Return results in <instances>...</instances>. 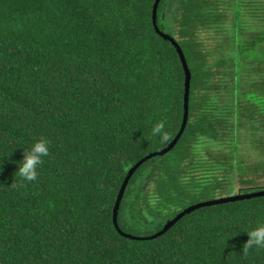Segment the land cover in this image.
Here are the masks:
<instances>
[{
    "label": "trees",
    "instance_id": "16d2710c",
    "mask_svg": "<svg viewBox=\"0 0 264 264\" xmlns=\"http://www.w3.org/2000/svg\"><path fill=\"white\" fill-rule=\"evenodd\" d=\"M156 1L0 0V264H264L242 255L264 195L163 232L264 190V0L160 1L189 119L133 173L116 226L130 170L185 118ZM41 138L37 180L15 178Z\"/></svg>",
    "mask_w": 264,
    "mask_h": 264
},
{
    "label": "clouds",
    "instance_id": "9594fccd",
    "mask_svg": "<svg viewBox=\"0 0 264 264\" xmlns=\"http://www.w3.org/2000/svg\"><path fill=\"white\" fill-rule=\"evenodd\" d=\"M151 134L153 136H160L162 140L168 139L167 134L164 132L163 122L155 124L152 127ZM11 154L5 157H10ZM49 154L50 141L45 138L36 140L27 149L24 147L23 159L15 161L18 167L14 173V177L19 176L23 181L27 182L36 181L39 169L44 163V158L49 156ZM5 157L0 161V171H3L2 165ZM15 183L16 179L11 186L15 185ZM245 232H247L249 239L243 244L242 255L247 257L253 248L264 249V223H258L255 227L245 230Z\"/></svg>",
    "mask_w": 264,
    "mask_h": 264
},
{
    "label": "water",
    "instance_id": "95a60500",
    "mask_svg": "<svg viewBox=\"0 0 264 264\" xmlns=\"http://www.w3.org/2000/svg\"><path fill=\"white\" fill-rule=\"evenodd\" d=\"M160 1L161 0H157L156 3H155V7H154V23H155L156 29L164 37L169 38L175 44V46L178 48L179 54H180V56L182 58V61H183V64H184V67H185V70H186V74H187L186 95H185V118H184V123H183V126L181 128L180 133L178 134L176 139L167 148H165L164 150H161V151H158V152H155V153H152V154L148 155L146 158L142 159L137 165H135L130 170L129 175L127 176V178H126V180L124 182V185L122 187V190H121V192L119 194V198L117 200V204H116V207H115L114 219H115L116 226L118 228H119V225H118V212H119V208H120V204H121L122 198L124 196L125 190L127 188V185H128V182H129L131 176L136 171V169L144 161H146L147 159L152 158L153 156H157V155H164L165 153L171 151L175 147V145L178 143V141L180 140L181 136L183 135V133H184V131L186 129L187 123H188V119H189V100H190L192 73H191V70H190V67L188 65V61H187L186 55H185L182 47L179 45V43L176 41L175 38L171 37L169 34H166V33L162 32L160 30V28L158 27V25H157V13H158V7H159V4H160ZM262 195H264V190L258 191V192H253V193H249V194H236V195L228 196V197H225V198H220V199L209 200V201L197 203V204L187 208L180 215H178L174 220L170 221L166 225V227L164 228L163 232L167 231L177 220H179L186 213H189V212H191V211H193V210H195L197 208H200L202 206H208V205H213V204H217V203H221V202H225V201L238 200V199H244V198H251V197H254V196H262ZM126 235L129 236V237H133L132 235H129V234H126Z\"/></svg>",
    "mask_w": 264,
    "mask_h": 264
},
{
    "label": "rangeland",
    "instance_id": "374dc122",
    "mask_svg": "<svg viewBox=\"0 0 264 264\" xmlns=\"http://www.w3.org/2000/svg\"><path fill=\"white\" fill-rule=\"evenodd\" d=\"M261 181H262V184L264 185V179H261ZM231 194V193H230ZM230 194H228V195H230Z\"/></svg>",
    "mask_w": 264,
    "mask_h": 264
}]
</instances>
